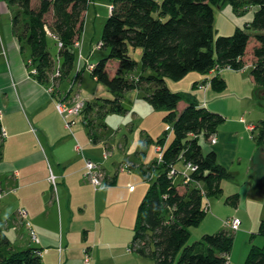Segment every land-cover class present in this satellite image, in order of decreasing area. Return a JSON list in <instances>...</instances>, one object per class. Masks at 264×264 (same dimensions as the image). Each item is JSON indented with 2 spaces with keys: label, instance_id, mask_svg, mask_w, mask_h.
<instances>
[{
  "label": "trees",
  "instance_id": "1",
  "mask_svg": "<svg viewBox=\"0 0 264 264\" xmlns=\"http://www.w3.org/2000/svg\"><path fill=\"white\" fill-rule=\"evenodd\" d=\"M6 1L18 6L13 14V28L21 49L31 50L35 76L42 82L51 76L54 83L60 78L70 80L77 64L74 44L84 30L85 12L91 0ZM109 1L112 9L101 39V48L109 52L90 70L97 81L106 84L113 97L86 101L83 113L91 115L96 110L95 115L101 120L91 127L93 121L86 116L89 134L94 142L101 139L99 127L106 130L108 126L102 121L109 113L126 110L121 98L131 89L147 91L145 98L149 103L166 109L164 119L173 124L175 134L168 147L162 144L163 161L142 168L147 181L152 179L155 169L158 174L140 202L131 244L139 256H149L156 264H230L234 237L229 231L205 234L201 241L188 244L190 228L200 225L207 214L205 198L220 194L221 178L230 176L227 167L219 161L217 151L212 147L207 151L202 143V137L208 142L218 133L224 116L203 106L190 94L173 91L167 79L181 80L194 70L202 74L213 72L202 85L209 81L211 87L225 91L226 80L220 70L214 72L216 66L239 70L249 65L250 74L263 89L264 0ZM225 3L239 13L247 12L250 5L259 9L244 28L237 27L230 35H218L215 7ZM248 29L257 32L251 34ZM51 41L59 49L58 62L50 49ZM136 48H142L140 62L130 53ZM111 62L116 69L113 75L108 69ZM79 68L77 79L82 72ZM184 100L187 104L179 110ZM255 128L260 130L255 138L258 153L262 154L264 121ZM2 131L0 119V160L7 136L2 139ZM180 161L184 164L191 161L198 167L191 172L192 179L182 180V184L175 182L177 174L170 175L172 169L181 171L177 167ZM259 231L264 234V219ZM248 254L244 264H264V246H253ZM0 264L44 263L37 249L16 251L7 235L0 231Z\"/></svg>",
  "mask_w": 264,
  "mask_h": 264
},
{
  "label": "crops",
  "instance_id": "2",
  "mask_svg": "<svg viewBox=\"0 0 264 264\" xmlns=\"http://www.w3.org/2000/svg\"><path fill=\"white\" fill-rule=\"evenodd\" d=\"M217 7L237 12L229 3ZM16 9L18 6L0 0V119L7 131L0 160V231L7 235L16 251L37 249L44 264H144L142 256L128 250L141 204L138 196L142 193L139 195L138 187H143V192L147 187L144 166L136 171L134 168L139 164L130 160V170H118L123 159L106 139L108 126L101 132L100 140H92L85 120L88 116L96 120V124L100 122L96 110L91 115L75 116L72 125L66 126L56 104L60 99L68 103L82 100L80 90H76L79 85L66 91L62 88L63 79L55 84L52 76L45 82L35 76L33 63L28 61L31 50L29 47L21 49L13 28ZM258 9L259 6H249L244 24L253 19ZM241 23V19L238 20L235 29L242 27ZM228 69L239 73L242 82L251 83L264 96V90L254 77L246 73L250 69ZM212 74L215 73H194L195 87L206 92L210 82L203 88L200 85ZM221 76L228 81L229 73ZM95 94H91V98ZM87 98L89 96L84 100ZM186 104L182 101L179 110ZM125 121L121 119L119 124ZM244 121L238 122L244 128V135L250 131L255 133L252 125L256 124ZM217 134L216 145L208 142L220 154L219 161L228 167L227 149H238L242 137L239 131L237 135L219 131ZM245 153L253 158L252 164L254 159L257 161L256 142ZM261 153L264 160V150ZM85 158L102 165L105 171L102 185L95 187L85 178ZM52 174L56 175V186L50 181ZM258 186L264 194V185L260 182ZM20 208L27 210L40 242L31 239L19 215Z\"/></svg>",
  "mask_w": 264,
  "mask_h": 264
},
{
  "label": "rangeland",
  "instance_id": "3",
  "mask_svg": "<svg viewBox=\"0 0 264 264\" xmlns=\"http://www.w3.org/2000/svg\"><path fill=\"white\" fill-rule=\"evenodd\" d=\"M91 2L86 12L84 30L80 35V39H77L74 44L77 64L71 72L70 76L72 78L70 80L68 78L63 79L62 88L67 91L71 86L79 85L76 90H80V96L83 99L89 96L87 99L94 101L98 97L103 99L113 97V93L110 92L106 84L97 81L92 76V70L89 68L90 64H96L104 56L108 55L109 51L101 48V39L112 5L109 0H91ZM244 17H246V13H233L229 9L215 7V29L218 35L233 34L236 31L234 24L240 19L242 21L241 26L244 28L246 20ZM248 31L251 34L257 32L254 29H248ZM50 49L58 62L57 54L59 49H57L53 41L50 43ZM130 53L136 60L141 61L142 48H136ZM78 66L81 67L82 72L78 79L77 77L74 79L78 71H80ZM108 69L113 75L116 70L114 63L111 62ZM134 73H138V70ZM194 73L199 74V72L194 70V72L188 73L181 80L167 79L169 88L176 92L190 94V96L196 97L200 102H204L203 106L207 104L206 106L210 110L222 113L224 121L218 128L219 133L235 132L237 135L239 131V136L242 139H240L238 149H227L228 152L226 154H229V159L226 158V165L230 176L221 178L220 187L222 191L220 194L210 195L205 198L206 202L209 203V209L200 225L190 228L191 236L188 244L201 241L205 234L223 230L229 231L234 237L233 246L229 252L230 264H244L253 246H264V234L259 231L264 219V194L258 188L260 187L258 186L260 182L262 186L264 185V160L261 161L262 156L258 153L255 156L257 161L254 159L252 164L253 158L250 159V155L245 153V150L251 148L253 142H256L255 137L260 130L257 128L255 133L249 130L250 132L244 135V128L239 126L238 122L245 120L244 122H247V124L254 123L256 126L261 124L264 121V96L259 94L257 87L254 88L251 83L242 82L240 74L228 68L220 70V75L229 73L225 91H219L209 86L207 91L204 92L193 86ZM246 73L249 76L252 75L250 70ZM94 92L96 94L92 95L93 97L91 98V94ZM146 93L147 91L142 89L127 90L121 98L126 110L109 113V116L106 115L107 118H104L108 125L106 139L116 149L118 155H121L123 160L120 165L130 163V160H133L136 164H139L134 168L136 171H139L141 166L148 167L156 164L160 160L162 153L158 149L159 146L163 147L162 144H164L168 147L175 137L173 124L166 122L164 119L167 114L166 109L154 107L146 100ZM121 119L126 120L123 125L119 124ZM98 124L100 122L98 121L96 124L95 120L92 122L91 127H95ZM85 126L89 129V126ZM99 130L103 131L102 126L99 127ZM124 135L129 136V139L127 140ZM218 136L219 134H217V142ZM161 139H163V143L160 142ZM209 142L203 141L205 149L210 146ZM256 145L258 146L257 142ZM177 167L181 172L187 171L183 161L178 162ZM118 170L120 169L118 168ZM157 174V169H155L152 179L156 178ZM258 175L261 178H257L256 176ZM151 180L146 181L147 187H145L144 192L143 187H138L140 190L139 195L142 193L138 196L139 204L148 192L147 190L152 183ZM182 180V174L176 175V183L182 184ZM234 217L240 218L243 224L240 229L232 231L225 221ZM142 259H144V264H156V261L149 256L142 257Z\"/></svg>",
  "mask_w": 264,
  "mask_h": 264
},
{
  "label": "built area",
  "instance_id": "4",
  "mask_svg": "<svg viewBox=\"0 0 264 264\" xmlns=\"http://www.w3.org/2000/svg\"><path fill=\"white\" fill-rule=\"evenodd\" d=\"M112 9V7H111ZM59 45H61V43H59ZM29 63H33L32 59L28 60ZM251 66L246 65L243 66L242 68H240V70H245V69H250ZM227 68H231L233 69L231 66H227ZM223 68H221L219 65L216 66V68L214 69V72L216 70H221ZM204 85H200V88H203ZM57 108L60 112V114H62V116H64L65 119V123L67 127H70L72 125L73 119L75 116H81L83 113V109L87 106L86 104V100L84 99H77L74 102L68 103L66 101H64L63 99L57 102ZM253 128L255 126H252ZM7 135V131L3 129L2 131V138H4ZM210 143L217 144V134H214L211 136V138L209 139ZM77 149H79V151L83 152V149L78 146ZM163 149L164 147H160L159 150L162 151L163 153ZM162 153L160 155V162L163 161V157H162ZM86 160V164H85V178L88 179L90 182H92L94 184L95 187L102 185L104 182L103 180L105 179V171H103L101 164H99L98 162H94L93 160L89 159V158H85ZM185 167L187 168V171H178L176 168L172 169L170 171V175H178V174H182V178L184 180V182H188L189 180H191V172L195 171L198 169V167H196V165L194 163H192L191 161L186 162ZM131 167V163H127V164H122L120 165L119 169L120 170H129ZM51 183H53L55 186L56 184V175L52 174L51 178H50ZM2 196V190L0 189V198ZM208 207L207 210L209 209V203H207ZM19 215L21 216V218L23 219L27 229L30 232V237L33 241L35 242H40L39 241V237L37 234V231L34 229L33 224H32V220H30L28 218V212L26 209L24 208H20L19 210ZM226 225L232 230H237L240 228L242 221L240 220V218L238 217H234L233 219L230 220H226ZM128 250L130 252H133L135 249L133 248L132 244L128 247ZM88 261V259L86 260Z\"/></svg>",
  "mask_w": 264,
  "mask_h": 264
},
{
  "label": "bare ground",
  "instance_id": "5",
  "mask_svg": "<svg viewBox=\"0 0 264 264\" xmlns=\"http://www.w3.org/2000/svg\"><path fill=\"white\" fill-rule=\"evenodd\" d=\"M183 172V171H182ZM208 211V210H207ZM241 220V219H240ZM243 222V221H242ZM242 225V224H241ZM241 227V226H240ZM240 229V228H239ZM238 230V229H237ZM37 252H39L38 250H37Z\"/></svg>",
  "mask_w": 264,
  "mask_h": 264
},
{
  "label": "water",
  "instance_id": "6",
  "mask_svg": "<svg viewBox=\"0 0 264 264\" xmlns=\"http://www.w3.org/2000/svg\"><path fill=\"white\" fill-rule=\"evenodd\" d=\"M262 90H264V88ZM263 95H264V93H263Z\"/></svg>",
  "mask_w": 264,
  "mask_h": 264
}]
</instances>
